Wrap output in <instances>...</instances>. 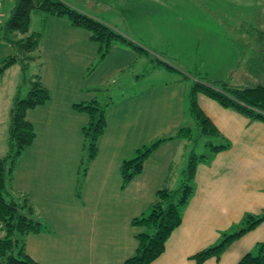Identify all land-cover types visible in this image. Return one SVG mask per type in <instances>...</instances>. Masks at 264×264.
I'll return each mask as SVG.
<instances>
[{
  "label": "crops",
  "instance_id": "crops-1",
  "mask_svg": "<svg viewBox=\"0 0 264 264\" xmlns=\"http://www.w3.org/2000/svg\"><path fill=\"white\" fill-rule=\"evenodd\" d=\"M46 22L36 74L50 97L26 112L35 137L15 164L11 186L27 196L37 219L48 230L27 235L25 251L38 264H123L134 255L135 235L141 231L130 224L131 220L146 212L159 188L178 186L187 158L186 141L174 138L160 143L144 161L141 173L124 188L120 164L135 149L191 125L189 84L178 77L151 82L121 74L117 82L139 84L118 93L107 108L106 128L78 198L76 171L81 128L87 117L73 105L92 99L94 89L110 78L115 80L116 73L136 55L113 44L90 73L99 46L89 39L87 31L60 17H48ZM4 73L0 80V157L6 150L8 111L18 85L10 86ZM196 100L230 146L214 154L208 163L198 164L194 193L182 211L181 224L151 264H196L192 256L216 243L220 232L244 214L264 212V123L223 108L202 94ZM262 240L264 221L234 241L219 260L210 258L202 264H235Z\"/></svg>",
  "mask_w": 264,
  "mask_h": 264
},
{
  "label": "trees",
  "instance_id": "trees-1",
  "mask_svg": "<svg viewBox=\"0 0 264 264\" xmlns=\"http://www.w3.org/2000/svg\"><path fill=\"white\" fill-rule=\"evenodd\" d=\"M32 14L42 16V25L48 17H60L71 26L87 31L89 39L99 46L94 65L102 61L118 40L128 42L133 51L143 52L137 48L139 46L131 44L108 25L72 8L61 0H13V8L6 22L1 23L0 32L4 34L2 40L10 42L12 46L15 45L20 56L18 58L5 56L1 60L0 79L7 68L18 63L21 65L22 72H25L30 61L34 59L29 53L37 52L38 54L42 33L30 31ZM241 30L248 36H256L254 42L260 45V49L256 51L253 50L252 45L243 43L239 39L234 42L239 49L240 58L245 60L246 71L259 76L264 73V46H261L264 45V33L254 31L252 28ZM11 36L17 39L10 41ZM248 50H251V56L246 58ZM158 64L163 65L168 71L179 73L177 80L192 82L188 85L187 91L188 113L196 122L199 130L198 138L205 140L203 143L205 152L197 154L194 151L196 139L193 138L191 128L184 125L180 126L171 137L158 139L135 149L130 158L121 162L119 174L121 188H124L141 173L144 161L160 143L174 138L190 142L178 186L174 189L159 188L146 212L131 220L130 224L141 231L135 235L137 246L134 255L127 258L123 264H151L164 252L167 239L181 224L182 211L194 193L196 167L198 164L208 163L214 154L230 146L229 141L221 135L200 109L196 100L197 95L202 94L223 108L232 109L252 121L264 123V85L231 88L224 82L209 84L198 78L191 81L188 75L178 71L177 68L160 60ZM39 65L41 66V63ZM23 78L26 83L24 74ZM28 85L25 97L21 98L16 90L13 95L8 111L6 150L0 157V264H38L27 255L25 238L29 234L48 230L46 225L37 219L35 209L27 196L16 193L11 186L15 164L35 137L33 126L26 119V112L45 104L50 97L39 74L32 75ZM94 91L96 94L92 99L73 105L75 111L87 117L86 124L81 128L82 148L76 171L75 195L78 198L88 167L97 155L98 139L106 128V110L114 101L107 93V89L100 87ZM262 221H264V212L257 215L244 214L239 222L220 232L216 243L197 252L192 259L196 264H202L210 258L219 260L234 241L256 228ZM235 264H264V240L256 243L252 250L243 254Z\"/></svg>",
  "mask_w": 264,
  "mask_h": 264
},
{
  "label": "rangeland",
  "instance_id": "rangeland-1",
  "mask_svg": "<svg viewBox=\"0 0 264 264\" xmlns=\"http://www.w3.org/2000/svg\"><path fill=\"white\" fill-rule=\"evenodd\" d=\"M61 1L108 25L143 51H134L136 57L122 69L123 71L116 73L115 80L110 78L104 86H99L107 89L113 100L118 93L122 94L133 88V85L139 84L136 81L117 82L121 74L129 77L133 74V80L135 75H138L139 79L145 78L151 82L172 81L178 77L179 73L168 71L163 65L158 64L159 60L185 73L191 81L198 78L209 84L224 82L231 88L264 85V73L259 76L249 74L246 71L245 60L240 58L239 49L234 45L239 39L252 45L253 50L260 49V45L254 42L256 36H248L241 29L252 28L254 31L264 33V0ZM1 4L4 24L13 8V0H2ZM46 26V20L42 25L41 15H31L30 31L43 34ZM3 36V32H0V66L5 56L6 58L20 56L15 45L12 46L10 42L2 40ZM9 39L13 41L17 37L11 36ZM115 44L133 52V48L126 41L118 40ZM251 50L246 51V58L251 56ZM29 55L34 59L30 61L25 72H22L18 63L10 67L7 74L4 73L10 86L18 83L15 90L19 92L21 98L25 97L28 91V80L40 69L39 54L31 52ZM99 64L98 62L93 64L90 73ZM23 74L26 83L23 81ZM16 80L18 82L15 83ZM188 84L191 85L192 82L189 81ZM189 127L193 138L196 139L194 151L197 154L204 153L205 140L198 138L199 130L194 119ZM189 149L190 142L186 141L187 154Z\"/></svg>",
  "mask_w": 264,
  "mask_h": 264
},
{
  "label": "built area",
  "instance_id": "built-area-1",
  "mask_svg": "<svg viewBox=\"0 0 264 264\" xmlns=\"http://www.w3.org/2000/svg\"><path fill=\"white\" fill-rule=\"evenodd\" d=\"M2 0H0V25L2 23V12H1V8H2V4H1Z\"/></svg>",
  "mask_w": 264,
  "mask_h": 264
}]
</instances>
